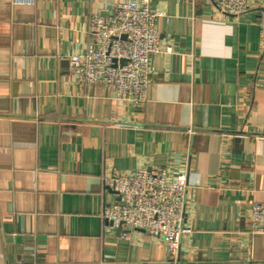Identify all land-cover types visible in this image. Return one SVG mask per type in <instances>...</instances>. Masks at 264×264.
<instances>
[{"label":"crops","instance_id":"crops-1","mask_svg":"<svg viewBox=\"0 0 264 264\" xmlns=\"http://www.w3.org/2000/svg\"><path fill=\"white\" fill-rule=\"evenodd\" d=\"M126 0H0V264L264 263L251 208L264 203V36L260 8L150 0L165 13L146 100L83 81L91 16ZM186 175V222L165 239L104 218L105 180L138 169Z\"/></svg>","mask_w":264,"mask_h":264},{"label":"built area","instance_id":"built-area-1","mask_svg":"<svg viewBox=\"0 0 264 264\" xmlns=\"http://www.w3.org/2000/svg\"><path fill=\"white\" fill-rule=\"evenodd\" d=\"M222 13L237 16L252 8L250 0H210ZM34 0H14L30 4ZM264 36V7L260 8ZM166 16L152 8L150 0H126L106 12L91 16L92 41L84 55L70 57V66L83 81L103 82L116 97L138 105L146 98L152 75V57L172 51L160 41L157 20ZM117 192L118 201L106 205L104 218L120 235L129 238L133 230L165 239L176 255L182 239L193 232L186 222V175L164 169H138L113 174L105 180ZM251 232L264 233V203L251 208ZM264 264V263H253Z\"/></svg>","mask_w":264,"mask_h":264}]
</instances>
